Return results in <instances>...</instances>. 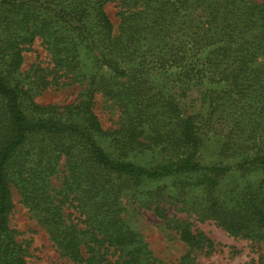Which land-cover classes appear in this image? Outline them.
Instances as JSON below:
<instances>
[{
	"label": "trees",
	"instance_id": "trees-1",
	"mask_svg": "<svg viewBox=\"0 0 264 264\" xmlns=\"http://www.w3.org/2000/svg\"><path fill=\"white\" fill-rule=\"evenodd\" d=\"M110 1L0 0V264H28L10 227L13 187L78 263L163 264L126 222L122 195L141 188L160 212L161 185H146L167 177L180 197L198 188L193 207L230 234L264 237V0H121L117 32ZM37 38L54 82L86 83L73 103L40 104L38 88L53 81L21 78L24 46ZM97 92L121 109L115 131L94 110ZM213 137L234 161L204 163ZM235 173L263 178L225 197L221 180ZM180 227L186 243L212 244Z\"/></svg>",
	"mask_w": 264,
	"mask_h": 264
},
{
	"label": "rangeland",
	"instance_id": "rangeland-1",
	"mask_svg": "<svg viewBox=\"0 0 264 264\" xmlns=\"http://www.w3.org/2000/svg\"><path fill=\"white\" fill-rule=\"evenodd\" d=\"M120 1L111 0L107 3L106 9L113 20L115 31L120 25ZM23 51L24 62L20 69L21 78L31 80L34 74L44 73L48 80L53 82L44 86L41 85L35 100L43 105L65 106L73 103L86 88V83H68L65 77H60L58 82L53 79L58 75L51 72L54 69L52 55L47 45L41 38H37L32 44L25 45ZM94 110L98 114L103 127L107 131H115L120 127L119 106L112 101L106 100L100 92L95 95ZM110 150V144L104 142ZM205 164H214L218 161L228 163L234 161L232 157L224 156L220 149V144L216 137L209 138L204 142L201 149ZM237 156V155H235ZM144 163L154 164L156 161L150 159ZM65 171L62 162V171L53 177V185L57 188L62 186ZM183 179L186 177L182 176ZM263 175L255 173H235L232 176H224L219 188L226 192V196L236 190L251 184L258 186ZM172 177H167L161 181L148 183L146 187L156 188L161 185L163 196H160V212L156 211V198L150 200V194L133 187L123 192L122 201L125 207L123 216L126 222L142 236L151 252L153 259L161 261L163 264H182L185 256L189 257L188 264H264V237L251 239L241 235L230 234L218 222L201 215V210L193 207V202L198 195H205L197 188L195 196L188 193L170 192L174 188ZM179 181H177L178 183ZM218 188V189H219ZM14 208L10 214V227L14 231L16 240L24 248V259L28 264H86L78 263L58 250L50 239L45 227L42 226L30 209L24 205L19 192L13 187ZM169 194L174 195L170 197ZM152 201V202H150ZM69 220L76 221L78 213L69 208L67 213ZM188 222L194 233H202L205 237L212 240L209 245L207 241L203 243L188 244L181 237L182 223ZM90 242V239H87ZM87 256L90 255L89 249L85 248ZM119 251L110 248L107 257L114 260L118 257Z\"/></svg>",
	"mask_w": 264,
	"mask_h": 264
}]
</instances>
